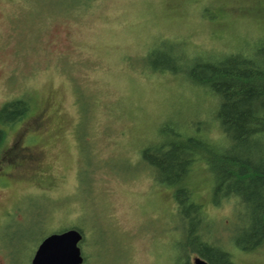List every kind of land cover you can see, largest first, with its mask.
Segmentation results:
<instances>
[{
  "label": "rangeland",
  "instance_id": "obj_1",
  "mask_svg": "<svg viewBox=\"0 0 264 264\" xmlns=\"http://www.w3.org/2000/svg\"><path fill=\"white\" fill-rule=\"evenodd\" d=\"M259 35L264 0H0V105L30 99L19 121L0 124V264H30L47 234L72 226L83 233L82 264H185L186 223L140 151L200 106L139 58L160 42L217 51ZM30 144L40 158L26 164L20 148ZM188 180L215 237H234V210L210 203L202 163ZM228 246L237 264H264V248Z\"/></svg>",
  "mask_w": 264,
  "mask_h": 264
},
{
  "label": "trees",
  "instance_id": "obj_2",
  "mask_svg": "<svg viewBox=\"0 0 264 264\" xmlns=\"http://www.w3.org/2000/svg\"><path fill=\"white\" fill-rule=\"evenodd\" d=\"M256 37L241 48L198 52L167 49L160 42L139 58L146 74L176 76L200 106L192 115L174 114L181 121L161 129L166 139L140 151L155 185L172 188L173 217L186 223L181 242L185 264H191V253L208 264H237L228 241L243 252L264 248V36ZM29 109V98L6 101L0 124L14 125ZM5 136L0 128V146ZM198 163L211 181L210 203L231 204L234 210V237L219 240L209 227L213 216L188 180ZM69 228L81 232L83 239L81 228Z\"/></svg>",
  "mask_w": 264,
  "mask_h": 264
},
{
  "label": "water",
  "instance_id": "obj_3",
  "mask_svg": "<svg viewBox=\"0 0 264 264\" xmlns=\"http://www.w3.org/2000/svg\"><path fill=\"white\" fill-rule=\"evenodd\" d=\"M81 239V232L75 228L52 232L40 241L30 264H82ZM192 263L208 264L200 256H194Z\"/></svg>",
  "mask_w": 264,
  "mask_h": 264
},
{
  "label": "flooded vegetation",
  "instance_id": "obj_4",
  "mask_svg": "<svg viewBox=\"0 0 264 264\" xmlns=\"http://www.w3.org/2000/svg\"><path fill=\"white\" fill-rule=\"evenodd\" d=\"M20 97H23V96H17V97H15V98H20ZM2 105V104H1ZM0 105V108L2 107ZM20 148V147H19ZM20 151H21V154H20V156L22 157V159H24L23 160V162H25L26 163V161H29V162H35V156L37 155V159H39L40 157H39V148L35 145V144H30V146H22L21 148H20ZM19 151V152H20Z\"/></svg>",
  "mask_w": 264,
  "mask_h": 264
}]
</instances>
